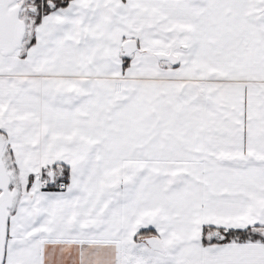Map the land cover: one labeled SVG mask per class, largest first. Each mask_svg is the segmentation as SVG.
Listing matches in <instances>:
<instances>
[{
	"label": "snow or ice",
	"instance_id": "snow-or-ice-1",
	"mask_svg": "<svg viewBox=\"0 0 264 264\" xmlns=\"http://www.w3.org/2000/svg\"><path fill=\"white\" fill-rule=\"evenodd\" d=\"M0 264H264V0H0Z\"/></svg>",
	"mask_w": 264,
	"mask_h": 264
}]
</instances>
